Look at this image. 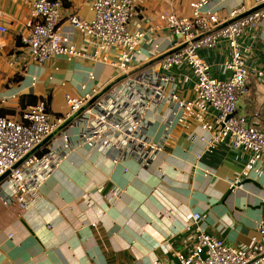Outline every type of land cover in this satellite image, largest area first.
Instances as JSON below:
<instances>
[{
    "label": "crops",
    "instance_id": "1",
    "mask_svg": "<svg viewBox=\"0 0 264 264\" xmlns=\"http://www.w3.org/2000/svg\"><path fill=\"white\" fill-rule=\"evenodd\" d=\"M33 1L0 0V21L8 28L0 41L3 116L18 117L34 103L48 99L53 114L66 115V94L83 95L85 89L91 93L117 77V71L102 62L61 56L44 65L28 60L20 37L31 23ZM193 1L135 0L133 24L148 32L133 56L131 72L163 73L157 57L172 50L177 38L164 27L153 32L149 28L159 25L163 12L189 17ZM63 3L67 13L75 11L87 20L93 17L92 0ZM240 5L251 10L255 0H213L208 9L226 20ZM62 31L77 48L91 50L83 34L65 21ZM240 42L249 48L245 55L249 90L238 100L237 115L252 123L255 110L264 105V80L251 71L264 70V24L248 30ZM201 53L214 78L225 80L231 75L225 68L232 56L227 42ZM164 74L173 78L184 99L194 98L195 80L189 66ZM152 108L145 132L165 147L147 167L134 158L114 162L111 154L89 146L74 147L61 158L28 209L0 201V264H179V255L189 254L196 241V230H185L192 213L202 215L198 227L227 246L248 249L253 238H261L264 160L258 174L240 176L248 155L234 153L227 142L207 152L210 133L194 121L181 124L169 103L156 101ZM255 121L254 128L264 132V122ZM64 131L78 140L81 129L72 126ZM240 182L245 183L237 186ZM114 191L120 194L112 203ZM84 195L89 196L88 202Z\"/></svg>",
    "mask_w": 264,
    "mask_h": 264
},
{
    "label": "built area",
    "instance_id": "2",
    "mask_svg": "<svg viewBox=\"0 0 264 264\" xmlns=\"http://www.w3.org/2000/svg\"><path fill=\"white\" fill-rule=\"evenodd\" d=\"M212 2L193 1L189 17L174 12L159 15V25L150 27L149 31L165 28L177 38L172 50L181 49L162 58L158 63L163 73L154 76L150 71L131 72L133 56L148 32L133 24L135 0H92L93 17L88 20L75 11L67 13L63 0H34L28 31L20 37L28 60L44 65L61 56L70 61L102 62L117 71L115 79L123 75L126 78L92 104L93 98L106 86L93 89L91 93L85 89L83 95L66 94L69 112L63 116L47 112L46 102L42 100L18 117L0 114V178L9 173L0 182V201L15 204L20 210L28 209L38 200L41 187L61 158L74 147L95 148L104 155L111 154L114 162L134 158L147 167L165 147V143L155 142L145 132L156 101L173 106V114H179L178 121L184 126L194 121L210 133L207 152L227 142L234 153L248 155L240 176L258 174L264 160V132L249 127L248 121L237 115V103L249 90L245 56L249 48L240 41L248 30H256L264 24V0H255L251 10L244 5L232 9L226 20L208 9ZM64 21L83 34L90 51L77 48L62 31ZM7 34L8 28L0 21V41ZM223 41L232 50L225 64L231 75L220 80L212 76L211 66L201 52L213 50ZM1 58L0 55V62ZM182 65L189 66L195 80V96L190 100L184 99L173 78L164 74ZM251 71L258 80H264V70ZM90 78L94 76L91 74ZM73 117L66 128L78 126L81 129L78 140L64 128L49 145L36 149ZM57 143L59 145H53ZM44 149L47 152L39 156ZM119 194L114 191L110 202L114 203ZM83 199L90 200L88 195ZM201 220L200 213L186 218L185 230L195 229L196 241L189 254L179 255V264H264L263 223L258 229L261 238H253L248 249H236L204 232L198 227Z\"/></svg>",
    "mask_w": 264,
    "mask_h": 264
},
{
    "label": "water",
    "instance_id": "3",
    "mask_svg": "<svg viewBox=\"0 0 264 264\" xmlns=\"http://www.w3.org/2000/svg\"><path fill=\"white\" fill-rule=\"evenodd\" d=\"M252 11H254V10H252ZM251 12V11H250ZM250 12H248V13H250ZM181 48H176V49H174V50H170L169 52H167V53H165V54H163L160 58H158L157 59V61H160L162 58H164L165 56H167V55H170V54H172V53H174V52H176V51H178V50H180ZM142 69V68H141ZM132 74V73H131ZM126 78V75H123V76H121V77H119V78H117L115 81H113L111 84H108L97 96H95L94 98H93V100H92V102H91V104L93 103V102H95L98 98H100L102 95H104L107 91H109L115 84H117V83H119L120 81H122L123 79H125ZM83 111V110H82ZM82 111H80L79 112V114L80 113H82ZM255 113H256V115H254L253 117H252V123H255L256 121V119L257 120H259V121H262V122H264V120L261 118V116H262V114L264 113V105H262L261 107L259 106V109H256L255 110ZM78 114V115H79ZM76 117V116H75ZM75 117H73V118H71V119H69L62 127H60L59 128V130L57 131V132H55V134H53V135H50L48 138H46L45 139V141L39 146V147H37L36 149H39V148H41L42 146H45V145H47L52 139H53V137L57 134V133H59V131H61V130H63L64 128H66L68 125H70L71 123H72V121H73V119L75 118ZM251 123V121L250 122H248V126L250 127V126H253L254 127V125L255 124H252ZM257 123V122H256ZM9 175V173H7V174H5L4 176H2L1 178H0V182H2L4 179H6L7 178V176ZM246 182V181H245ZM245 182H240L239 184H237V186H241V185H243Z\"/></svg>",
    "mask_w": 264,
    "mask_h": 264
},
{
    "label": "trees",
    "instance_id": "4",
    "mask_svg": "<svg viewBox=\"0 0 264 264\" xmlns=\"http://www.w3.org/2000/svg\"><path fill=\"white\" fill-rule=\"evenodd\" d=\"M45 102H46L47 112L52 113L51 110H50V99H48V100L45 101ZM37 103H38V102H37ZM37 103H34L33 105H35V104H37ZM1 115H4V114L1 113ZM46 152H47V149H44L43 151L39 152L38 155H39V156H42V155H43L44 153H46Z\"/></svg>",
    "mask_w": 264,
    "mask_h": 264
}]
</instances>
